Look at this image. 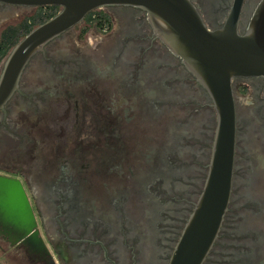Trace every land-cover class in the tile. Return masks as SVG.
<instances>
[{
  "label": "flooded vegetation",
  "instance_id": "flooded-vegetation-1",
  "mask_svg": "<svg viewBox=\"0 0 264 264\" xmlns=\"http://www.w3.org/2000/svg\"><path fill=\"white\" fill-rule=\"evenodd\" d=\"M191 1L210 30L239 1L244 33L260 0ZM18 7L0 2V26ZM103 8L109 28L94 24L87 31L97 36L77 45L88 33L83 19L75 39L69 29L48 43L0 109V258L8 264H168L204 188L217 125L211 98L144 11ZM38 79L49 101L32 89ZM232 91V188L202 264H264V77H236Z\"/></svg>",
  "mask_w": 264,
  "mask_h": 264
},
{
  "label": "water",
  "instance_id": "water-1",
  "mask_svg": "<svg viewBox=\"0 0 264 264\" xmlns=\"http://www.w3.org/2000/svg\"><path fill=\"white\" fill-rule=\"evenodd\" d=\"M25 7L59 6L35 26L1 60L0 109L18 90L32 57L93 10L132 6L144 11L156 38L206 90L217 114L209 170L204 188L188 218L168 264H202L222 225L232 188L235 105L232 80L264 77V0L255 6L244 33L237 30L236 1L218 29L210 30L191 0H0Z\"/></svg>",
  "mask_w": 264,
  "mask_h": 264
},
{
  "label": "trees",
  "instance_id": "trees-1",
  "mask_svg": "<svg viewBox=\"0 0 264 264\" xmlns=\"http://www.w3.org/2000/svg\"><path fill=\"white\" fill-rule=\"evenodd\" d=\"M59 6H39L36 11L25 16L20 22L5 26L0 32V62L8 53L10 48L14 46L24 35L32 30L38 24L43 23L59 11ZM97 25L99 28L110 27L109 16L102 10L90 11L84 18L82 33Z\"/></svg>",
  "mask_w": 264,
  "mask_h": 264
},
{
  "label": "rangeland",
  "instance_id": "rangeland-1",
  "mask_svg": "<svg viewBox=\"0 0 264 264\" xmlns=\"http://www.w3.org/2000/svg\"><path fill=\"white\" fill-rule=\"evenodd\" d=\"M36 9H37V7H23V6H20V7H18V8H16L15 9V11H14V13H13V16L12 17H9L7 20H5L3 23H2V25L0 26V32H1V30L5 27V26H7V25H12V24H16V23H18V22H20L25 16H29V15H31V14H33L35 11H36ZM101 10H105V11H107V9L106 8H102ZM116 21H114V20H112V26H113V28L115 29L117 26H116V23H115ZM74 28H72V29H70L68 32L69 33H71V34H69L68 36H71L72 38H74L75 39V32H78L77 31V29H76V31H74L73 30ZM88 33L84 36V37H78V36H76V39L77 40H79V42H78V44L77 45H82L85 41H88V40H92V38H95L97 35H93V32H92V30H89V31H87ZM74 33V34H73ZM102 33H100L99 35H101ZM61 43V41L58 39V40H55V41H53V43H52V46L53 45H56V44H60ZM65 49V51H67V49L66 48H64ZM0 67H1V65H0ZM24 85H26V86H28V79H24L23 80V86ZM33 88L32 89H35L34 90V92H35V94H36V96L39 98L41 95H40V93H39V91L40 90H37L39 87H43L44 86V84L41 82V79H38V81L37 82H35L34 84H33ZM44 91H49V92H53V91H55L56 89H55V87H52V88H50L49 86H46L44 89H43ZM33 90H28V92H32ZM42 97V96H41ZM48 97V96H47ZM42 98H44V97H42ZM50 98H59V96H50ZM44 101L46 100V101H49V100H47L46 98H44L43 99ZM36 107H38V106H36ZM37 111V113H39V109L38 110H36ZM109 153H106V155H108ZM120 161V160H119ZM118 162V159H113V160H110V163L111 164H114V163H117ZM92 165H93V168L94 167H96L97 166V164L96 163H94V162H92ZM123 165H127V164H125V163H123ZM99 168H102V167H100L99 166ZM0 264H8V262H7V260L6 259H2V258H0Z\"/></svg>",
  "mask_w": 264,
  "mask_h": 264
}]
</instances>
